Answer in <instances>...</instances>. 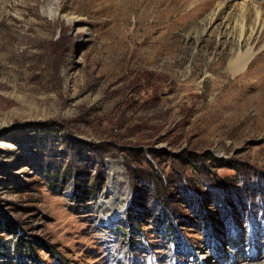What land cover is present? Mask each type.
I'll return each instance as SVG.
<instances>
[{"label": "rangeland", "instance_id": "1", "mask_svg": "<svg viewBox=\"0 0 264 264\" xmlns=\"http://www.w3.org/2000/svg\"><path fill=\"white\" fill-rule=\"evenodd\" d=\"M219 1L0 0V264L263 244L264 41L233 73L247 47L202 26Z\"/></svg>", "mask_w": 264, "mask_h": 264}, {"label": "bare ground", "instance_id": "2", "mask_svg": "<svg viewBox=\"0 0 264 264\" xmlns=\"http://www.w3.org/2000/svg\"><path fill=\"white\" fill-rule=\"evenodd\" d=\"M263 2L257 3L252 1L249 4H242V7H238L232 0L221 1L215 5L208 19L202 23L203 31L206 32L218 20H221L223 31L227 35H230L241 48L242 46L247 47L245 52L240 51L237 57L230 63V70L233 73L244 72L246 77H249L251 74L250 72H246V67L256 53V43L264 41ZM263 70L264 68L258 67L255 71L259 75ZM260 80L263 83L264 77ZM247 240L248 244L246 249H244L245 252L244 254L242 252V255L234 261L235 264H264V242L262 245L255 244L250 232L248 233ZM203 259L204 257H202L200 264L203 263ZM186 264L191 263L188 262Z\"/></svg>", "mask_w": 264, "mask_h": 264}]
</instances>
